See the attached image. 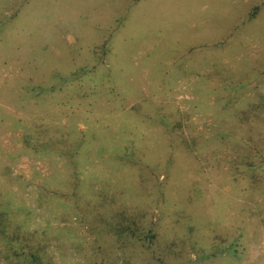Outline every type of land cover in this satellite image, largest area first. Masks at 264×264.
<instances>
[{
	"label": "rangeland",
	"instance_id": "1",
	"mask_svg": "<svg viewBox=\"0 0 264 264\" xmlns=\"http://www.w3.org/2000/svg\"><path fill=\"white\" fill-rule=\"evenodd\" d=\"M0 209L42 264H264V0H0Z\"/></svg>",
	"mask_w": 264,
	"mask_h": 264
},
{
	"label": "trees",
	"instance_id": "2",
	"mask_svg": "<svg viewBox=\"0 0 264 264\" xmlns=\"http://www.w3.org/2000/svg\"><path fill=\"white\" fill-rule=\"evenodd\" d=\"M72 73V72H71ZM75 75V74H72ZM70 75L69 74H64L62 75V78H68ZM44 80V79H43ZM65 80V79H64ZM44 81L45 83H40V82H34V81H30L31 84H29V82H26L24 84L21 85V87L26 88L25 90L26 92V98L30 97V93L31 91H33L34 89H51L52 86H58L60 87V82L58 83H50L48 85V82L50 81ZM52 84V85H51ZM21 98V97H20ZM3 213L4 211L2 209H0V239L2 240V242L9 248L10 250V254L5 253V257L6 258H11V256H13L14 262H19V263H32V264H42L41 263V259L39 254L37 253L36 250L33 249H23V245H19V247H17V243H16V239L19 237L18 233L10 231V233H8V230L6 228V222L4 221V217H3ZM150 230V229H149ZM147 232H145L144 234L148 233V230H146ZM150 232V231H149ZM150 236L152 235V233L149 234ZM17 237V238H16ZM16 238V239H15ZM13 260V259H12Z\"/></svg>",
	"mask_w": 264,
	"mask_h": 264
},
{
	"label": "crops",
	"instance_id": "3",
	"mask_svg": "<svg viewBox=\"0 0 264 264\" xmlns=\"http://www.w3.org/2000/svg\"><path fill=\"white\" fill-rule=\"evenodd\" d=\"M131 1H134V0H131ZM107 15L108 16H111L110 18V21L112 20L111 23L115 24V25H119L121 22H122V15L120 12H116V11H108L107 12Z\"/></svg>",
	"mask_w": 264,
	"mask_h": 264
}]
</instances>
